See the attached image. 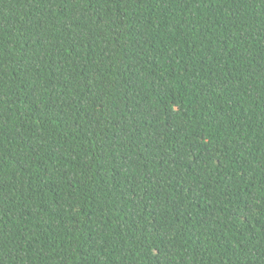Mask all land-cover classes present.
<instances>
[{"label": "trees", "instance_id": "trees-1", "mask_svg": "<svg viewBox=\"0 0 264 264\" xmlns=\"http://www.w3.org/2000/svg\"><path fill=\"white\" fill-rule=\"evenodd\" d=\"M0 264H264V0H0Z\"/></svg>", "mask_w": 264, "mask_h": 264}]
</instances>
